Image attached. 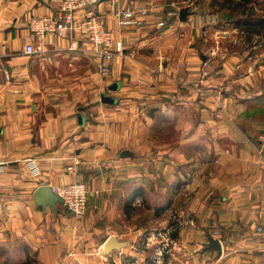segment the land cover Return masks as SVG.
<instances>
[{"label":"crops","instance_id":"0c3cea01","mask_svg":"<svg viewBox=\"0 0 264 264\" xmlns=\"http://www.w3.org/2000/svg\"><path fill=\"white\" fill-rule=\"evenodd\" d=\"M131 1L149 10L120 26L115 10ZM212 4L102 0L97 12L136 51L102 77L83 39L22 51L30 17L60 0H0V264H147L143 232L168 225L170 206L194 224L174 233L165 264H264V61L221 48L229 31ZM76 177L92 190L82 217L35 195ZM111 235L127 244L105 252Z\"/></svg>","mask_w":264,"mask_h":264},{"label":"built area","instance_id":"2783aa9c","mask_svg":"<svg viewBox=\"0 0 264 264\" xmlns=\"http://www.w3.org/2000/svg\"><path fill=\"white\" fill-rule=\"evenodd\" d=\"M102 0H60V7L55 14L37 13L30 17L28 22V41L24 44L22 51L28 55L45 54L49 48V38L56 36L70 40V49H78L80 39L88 42L87 50L91 51L96 58L98 71L103 76L112 73L111 61L113 57L128 56L136 57V51L127 47L123 38L117 37L114 31L108 27L104 16L96 10V5ZM148 8L137 7L132 1L118 7L115 15L118 17L119 25H129L138 22L139 12L146 14ZM7 52L0 45V65ZM206 75L207 71L204 70ZM199 93L206 94L201 86H197ZM103 100V95H100ZM222 105L221 100L216 99ZM73 163L65 170H73L76 174L77 166L81 159L74 157ZM28 170L32 177L37 178L42 174V167L39 158L28 157L26 159ZM7 169V162L0 160V174ZM190 185L187 179L183 186ZM52 190L58 194L61 203L75 216L82 217L88 207V201L92 190L87 182L76 177L71 181L51 185ZM171 221L164 227H154L145 229L142 243L144 248L152 247L151 257L154 264H165V257L169 254L178 242L174 238L184 224H194L193 218H186L184 210H178L172 206L167 208ZM262 230V227H258ZM122 254V251H120ZM199 264H207L201 262Z\"/></svg>","mask_w":264,"mask_h":264},{"label":"rangeland","instance_id":"374dc122","mask_svg":"<svg viewBox=\"0 0 264 264\" xmlns=\"http://www.w3.org/2000/svg\"><path fill=\"white\" fill-rule=\"evenodd\" d=\"M208 1V0H207ZM212 1V0H210ZM222 3V0H217V2H214V5L212 6L219 7ZM248 8H252L254 10L255 17H258V19L263 18L264 19V0H251L248 4ZM241 8H238L237 11L233 15H229L232 12L230 10H227L226 17L224 16L223 12L220 14V18L222 17L226 24V29H228L229 33H226L224 37L225 42L223 43L224 47L221 48H228V50L233 49L232 43L236 45V48L239 50L246 48V53L256 51L258 53L257 55V61L258 63L264 61V30L262 33H257L254 29H247L245 26L232 28V20H230L233 17H245L244 13H242ZM226 13V10L224 11ZM228 16V17H227ZM223 22V21H222ZM236 40V42H233ZM211 46V44L209 45ZM255 59L253 58V61ZM261 64V63H260Z\"/></svg>","mask_w":264,"mask_h":264},{"label":"trees","instance_id":"16d2710c","mask_svg":"<svg viewBox=\"0 0 264 264\" xmlns=\"http://www.w3.org/2000/svg\"><path fill=\"white\" fill-rule=\"evenodd\" d=\"M217 2V0H212L211 2L214 4V2ZM251 0H222V3L220 4L221 9L226 10V13H224V16L226 17L227 10H230L232 12L229 15H233L238 8L242 7V13H244L245 17H233L230 20L231 22L238 27L245 26L247 29H254L257 33H262L264 30V19H258V17H255L254 10L252 8H248V3ZM228 17V16H227ZM147 264H154L153 261L148 260Z\"/></svg>","mask_w":264,"mask_h":264},{"label":"water","instance_id":"95a60500","mask_svg":"<svg viewBox=\"0 0 264 264\" xmlns=\"http://www.w3.org/2000/svg\"><path fill=\"white\" fill-rule=\"evenodd\" d=\"M103 101L113 102L115 99L111 96L103 95ZM36 197H38L39 202H45L47 199H57L61 201L57 193L52 190L50 185H41L35 191ZM47 200V201H48ZM127 244L126 240H118L116 236L111 235L105 240V252L110 251L111 249H119Z\"/></svg>","mask_w":264,"mask_h":264}]
</instances>
